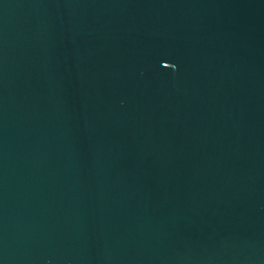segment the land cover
I'll return each instance as SVG.
<instances>
[{
	"label": "water",
	"instance_id": "obj_1",
	"mask_svg": "<svg viewBox=\"0 0 264 264\" xmlns=\"http://www.w3.org/2000/svg\"><path fill=\"white\" fill-rule=\"evenodd\" d=\"M0 264H264V0H0Z\"/></svg>",
	"mask_w": 264,
	"mask_h": 264
}]
</instances>
